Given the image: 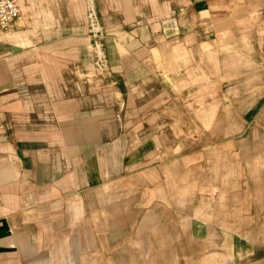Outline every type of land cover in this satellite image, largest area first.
Here are the masks:
<instances>
[{"label": "crops", "instance_id": "1", "mask_svg": "<svg viewBox=\"0 0 264 264\" xmlns=\"http://www.w3.org/2000/svg\"><path fill=\"white\" fill-rule=\"evenodd\" d=\"M20 5L0 29V264H264V0ZM200 83L219 93L197 114Z\"/></svg>", "mask_w": 264, "mask_h": 264}, {"label": "rangeland", "instance_id": "2", "mask_svg": "<svg viewBox=\"0 0 264 264\" xmlns=\"http://www.w3.org/2000/svg\"><path fill=\"white\" fill-rule=\"evenodd\" d=\"M210 88L212 89L211 91L214 93V95H215V93H219L218 90H217V86L213 85ZM211 91L210 90H205V88L201 85V83L200 84H197V91H196L195 94H193V96L195 95L197 97V101L196 102L189 101L188 98H187L188 95L186 94V96H184L185 97V101H186L185 104L186 105H189V107H192L193 106L192 104H194V107L197 110L196 112H197V114H199V112H202V111H199V110L202 109L203 106H204V102H202L203 101L202 99L205 97L206 93L207 94H210ZM219 104H220L219 102H213V105H212L213 112H215V110L219 109ZM166 107L168 109H171V111H172L173 106H168L167 105ZM181 108L183 110L182 113H181V117H180V119H181V125L182 126H185V128L187 129L185 135L186 136H193V137H195L196 135L201 134L200 136L197 137V139L198 140H204L202 138L204 135H203V132H201L199 125H201V122L204 120L205 117L204 116H200V115L196 116V118H195L196 119V123H194L193 120H189L188 119V116L185 115V113H187V110L186 109H183L184 108L183 105H181ZM184 115H185L186 118L183 117ZM194 126L197 127V133H195V132L189 133V130L188 129L190 128L191 130H193ZM194 131H195V129H194ZM220 137H221V134L219 132H216V131L213 132V141L214 142L219 141L220 140ZM199 151H203V150H199Z\"/></svg>", "mask_w": 264, "mask_h": 264}, {"label": "built area", "instance_id": "3", "mask_svg": "<svg viewBox=\"0 0 264 264\" xmlns=\"http://www.w3.org/2000/svg\"><path fill=\"white\" fill-rule=\"evenodd\" d=\"M21 15L20 0H0V29L7 30ZM97 51L94 66L100 74L107 73V66L102 53Z\"/></svg>", "mask_w": 264, "mask_h": 264}]
</instances>
